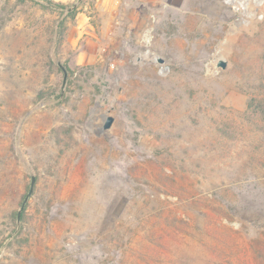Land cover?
Returning <instances> with one entry per match:
<instances>
[{
	"label": "rangeland",
	"instance_id": "rangeland-1",
	"mask_svg": "<svg viewBox=\"0 0 264 264\" xmlns=\"http://www.w3.org/2000/svg\"><path fill=\"white\" fill-rule=\"evenodd\" d=\"M54 1L0 0V264H264V0Z\"/></svg>",
	"mask_w": 264,
	"mask_h": 264
},
{
	"label": "water",
	"instance_id": "water-1",
	"mask_svg": "<svg viewBox=\"0 0 264 264\" xmlns=\"http://www.w3.org/2000/svg\"><path fill=\"white\" fill-rule=\"evenodd\" d=\"M231 1H232V0H225V3H231ZM262 1H263V0H262ZM75 6H76V5H74L72 8H70V10H72ZM148 53H149V52L147 51V54H148ZM159 60H160V62H163L162 58H160ZM217 66L220 67V68H222V69H226V68L228 67V61H227L226 59H224L223 57H219V58H218V62H217ZM61 67H62V69H63L64 72H65V78H66L68 72H67V70L65 69L64 66L61 65ZM114 121H115V117H114L113 115H107V116H105V122H104V124H103V126H102V129H103V130L110 129V128L112 127ZM35 183H36V176H32L31 187H30L29 193L27 194L26 198L24 199V201H23V203H22L21 209H20L19 212H18V217H20L23 208L25 207V205H26V203H27L29 197H30L31 194L33 193Z\"/></svg>",
	"mask_w": 264,
	"mask_h": 264
},
{
	"label": "trees",
	"instance_id": "trees-1",
	"mask_svg": "<svg viewBox=\"0 0 264 264\" xmlns=\"http://www.w3.org/2000/svg\"><path fill=\"white\" fill-rule=\"evenodd\" d=\"M44 2H48V3H53V4H56V5H59V6H61L62 8L65 6L64 4H62V3H57V2H55L54 0H44ZM76 11H77V9H73V10H71L69 13L74 14V13H76Z\"/></svg>",
	"mask_w": 264,
	"mask_h": 264
},
{
	"label": "bare ground",
	"instance_id": "bare-ground-1",
	"mask_svg": "<svg viewBox=\"0 0 264 264\" xmlns=\"http://www.w3.org/2000/svg\"><path fill=\"white\" fill-rule=\"evenodd\" d=\"M233 3H235L236 2V0H233L232 1ZM263 1L262 0H259V4H261ZM238 3V2H237ZM239 4V3H238ZM238 8L240 9V7L238 6ZM240 11L242 12V9H240Z\"/></svg>",
	"mask_w": 264,
	"mask_h": 264
}]
</instances>
